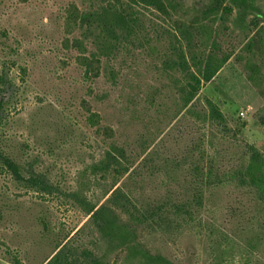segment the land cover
<instances>
[{
    "label": "rangeland",
    "instance_id": "1",
    "mask_svg": "<svg viewBox=\"0 0 264 264\" xmlns=\"http://www.w3.org/2000/svg\"><path fill=\"white\" fill-rule=\"evenodd\" d=\"M73 1L0 0V33L9 34L5 44L0 41V76L6 75L9 84L4 95L8 122L0 127V146L6 144L20 155L31 152L42 162L39 169L58 188L53 196L41 197L16 184L0 167V264H42L59 240L79 248L90 246L96 238L93 227H86L89 218L67 197L76 189L86 162L100 157L104 150L87 124L83 103L98 110L92 100L108 87L101 78L90 90L83 83L78 54L64 46L67 34L60 16ZM179 2L185 14L193 16L205 10L209 0ZM255 2L264 14V0ZM218 42L222 53L234 55L205 86L197 103L206 99L219 103L227 123L224 127L214 121L205 123L194 110L166 130L165 112L158 117L159 123L149 124L144 132L152 136L150 153L155 157L159 153L162 159L165 153L181 156L187 147L203 146L214 165L225 172L242 165L245 144L264 153V84L261 89L253 85L246 69L248 63H255L264 77V20L241 17L233 9L219 27ZM129 65L126 74L143 85L159 86L153 61L140 58ZM118 96L121 93L111 91L107 117L119 109ZM22 145L28 149L23 150ZM103 186L88 192V199L103 202ZM186 191L176 193L185 197ZM199 210L200 218L193 223L143 234L146 249L172 264H264V230L259 226L264 211L256 194L216 191ZM41 218L51 224L48 239L43 238ZM124 257L119 256L117 263Z\"/></svg>",
    "mask_w": 264,
    "mask_h": 264
},
{
    "label": "trees",
    "instance_id": "2",
    "mask_svg": "<svg viewBox=\"0 0 264 264\" xmlns=\"http://www.w3.org/2000/svg\"><path fill=\"white\" fill-rule=\"evenodd\" d=\"M233 9L241 17L264 20L255 0H209L207 8L193 16L185 14L179 0H75L64 9L60 16L67 34L63 43L78 54L83 83L92 90L103 78L108 87L92 100L98 110L83 103L87 124L104 150L100 157L86 162L76 189L67 197L89 218L86 227H93L96 238L90 246L79 248L59 240L42 264H172L147 250L142 235L195 222L200 218L199 206L220 190L256 194L264 211V153L255 146L245 144L242 165L224 172L203 146L187 147L181 156L165 153L163 159L159 153L157 161L150 153L152 136L144 133L165 112L166 130L194 110L205 123L214 121L223 127L227 123L219 103L197 101L234 55L222 53L218 44L219 27ZM0 36L2 44L9 40L7 31ZM140 58L153 61L159 86L143 85L125 73L131 69L129 62ZM246 69L248 80L261 89L260 67L248 63ZM8 85L6 75H1L0 127L8 122L4 98ZM111 91L121 96L115 99L119 109L107 117ZM22 149L28 146L22 145ZM41 164L31 152L20 155L6 144L0 146L1 169L16 184L45 198L58 188L39 169ZM104 184L103 202L89 200L87 193ZM178 189L189 192L183 197L176 193ZM39 221L43 238L48 239L51 224L44 218ZM259 226L264 230V217ZM122 255L123 262L117 263Z\"/></svg>",
    "mask_w": 264,
    "mask_h": 264
},
{
    "label": "built area",
    "instance_id": "3",
    "mask_svg": "<svg viewBox=\"0 0 264 264\" xmlns=\"http://www.w3.org/2000/svg\"><path fill=\"white\" fill-rule=\"evenodd\" d=\"M241 115H244L243 113H241Z\"/></svg>",
    "mask_w": 264,
    "mask_h": 264
}]
</instances>
